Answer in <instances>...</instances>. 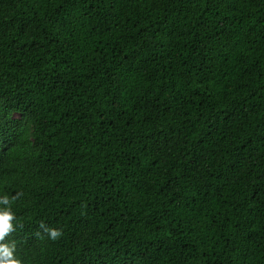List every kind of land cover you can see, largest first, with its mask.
Instances as JSON below:
<instances>
[{
    "label": "trees",
    "instance_id": "trees-1",
    "mask_svg": "<svg viewBox=\"0 0 264 264\" xmlns=\"http://www.w3.org/2000/svg\"><path fill=\"white\" fill-rule=\"evenodd\" d=\"M0 194L20 264H264V0H0Z\"/></svg>",
    "mask_w": 264,
    "mask_h": 264
},
{
    "label": "clouds",
    "instance_id": "clouds-1",
    "mask_svg": "<svg viewBox=\"0 0 264 264\" xmlns=\"http://www.w3.org/2000/svg\"><path fill=\"white\" fill-rule=\"evenodd\" d=\"M15 219L10 207V199L7 194H0V264H20L15 258V241H6L5 237L14 231L12 221ZM49 238L53 241L61 237L62 232L57 228H46Z\"/></svg>",
    "mask_w": 264,
    "mask_h": 264
}]
</instances>
